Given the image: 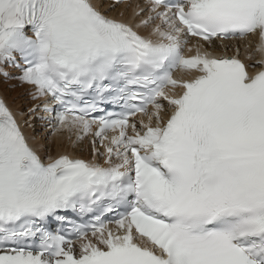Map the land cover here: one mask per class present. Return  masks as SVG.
<instances>
[{"label": "snow or ice", "instance_id": "1", "mask_svg": "<svg viewBox=\"0 0 264 264\" xmlns=\"http://www.w3.org/2000/svg\"><path fill=\"white\" fill-rule=\"evenodd\" d=\"M144 3L148 17L136 27L159 21L155 40L91 0H0V64H22L18 79L33 99L56 106L57 131L94 136L106 157V167L67 156L45 165L0 102V264H264V70L181 54L187 37L253 35L264 53V0ZM176 71L195 75L178 82ZM101 102L123 111L90 119L105 112ZM137 115L149 122L137 128ZM98 208L117 213L116 232L99 216L90 228L73 224L78 257L75 240L39 226Z\"/></svg>", "mask_w": 264, "mask_h": 264}, {"label": "bare ground", "instance_id": "2", "mask_svg": "<svg viewBox=\"0 0 264 264\" xmlns=\"http://www.w3.org/2000/svg\"><path fill=\"white\" fill-rule=\"evenodd\" d=\"M135 6L136 4L133 2L130 6H118L116 8L108 9L106 12L109 15L124 21L126 20L125 17H122V14L124 13L131 14L136 22H140L148 17V10L143 11L145 7L144 5H138L137 7ZM107 7L108 4H105L102 9H106ZM137 12L140 13L139 16L136 15ZM147 29L148 28L142 29V32L145 33ZM202 45L205 49L213 47L214 49L211 50V52L216 54L220 53L221 51L231 54L234 53L233 49L236 48L238 57L244 60L248 69H255L254 59L257 57L255 36H250L244 40L225 42L221 46H218L213 42ZM10 85V87H7L5 82L0 83V102H3L8 109L12 107L14 111L22 112L27 110L28 114L22 118L21 125L25 127V131L28 134L34 136L32 139L33 144L38 147L43 158H53L61 154H70L75 157H83L86 159L90 158V150L94 147L92 148L86 137H84L82 140H77L73 132L57 131V129L54 128L46 142L44 141L45 139L43 141L39 139V133H36L37 130L40 129L39 124L36 119H32V117H36V113L30 112L36 105L35 102L31 101L32 94L29 95V92L33 93L34 89L31 86L22 84L21 82L19 83L17 81H11ZM15 85H20L21 89H15ZM95 151L97 153H104L102 150H97V148H95ZM98 159L99 157L97 155L93 156V160Z\"/></svg>", "mask_w": 264, "mask_h": 264}, {"label": "rangeland", "instance_id": "3", "mask_svg": "<svg viewBox=\"0 0 264 264\" xmlns=\"http://www.w3.org/2000/svg\"><path fill=\"white\" fill-rule=\"evenodd\" d=\"M13 81H14V80H13ZM2 82H5L7 87H10V86H11V85H10L11 81H4V80H1V79H0V83H2ZM14 88H15V89H16V88L21 89V86H20V85H15Z\"/></svg>", "mask_w": 264, "mask_h": 264}]
</instances>
